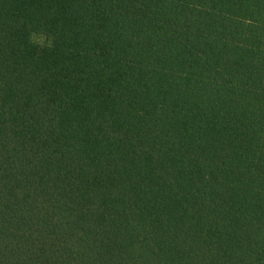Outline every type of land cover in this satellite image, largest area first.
<instances>
[{"label": "trees", "instance_id": "1", "mask_svg": "<svg viewBox=\"0 0 264 264\" xmlns=\"http://www.w3.org/2000/svg\"><path fill=\"white\" fill-rule=\"evenodd\" d=\"M0 264H264V0H0Z\"/></svg>", "mask_w": 264, "mask_h": 264}]
</instances>
